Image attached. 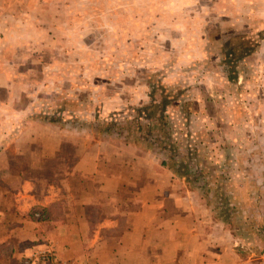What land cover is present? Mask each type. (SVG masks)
<instances>
[{"label": "rangeland", "instance_id": "obj_1", "mask_svg": "<svg viewBox=\"0 0 264 264\" xmlns=\"http://www.w3.org/2000/svg\"><path fill=\"white\" fill-rule=\"evenodd\" d=\"M153 100L209 183L217 168L228 192L243 170L263 180L264 0H0V147L31 123L124 122ZM254 209L238 218L245 253L264 249Z\"/></svg>", "mask_w": 264, "mask_h": 264}, {"label": "crops", "instance_id": "obj_2", "mask_svg": "<svg viewBox=\"0 0 264 264\" xmlns=\"http://www.w3.org/2000/svg\"><path fill=\"white\" fill-rule=\"evenodd\" d=\"M114 144L41 122L0 147V264H264L155 155Z\"/></svg>", "mask_w": 264, "mask_h": 264}, {"label": "trees", "instance_id": "obj_3", "mask_svg": "<svg viewBox=\"0 0 264 264\" xmlns=\"http://www.w3.org/2000/svg\"><path fill=\"white\" fill-rule=\"evenodd\" d=\"M164 109H159L158 104L153 100L148 106L135 108L134 115L124 122H93L89 123L90 125L88 124L89 127L87 128L80 124L75 127L76 122L73 119V124H63L60 128L83 133L100 141L118 142L127 146H134L158 155L161 166L169 170L178 179L183 180L192 194H204L200 199L208 207L215 221L224 224L237 238L240 236L242 239L243 234L240 230H242L241 227L244 224L238 218L243 216L242 220L245 219V215L242 214L243 211L241 210L244 206L251 202L255 206L254 210L264 222L262 212L264 184L258 185L259 181L263 182L264 179L259 180L255 175H247L246 171L243 170L245 188L236 194L235 191H227L229 177L224 169L217 168L220 179L209 183L205 178L207 174L204 171L206 169L201 167L202 163L199 156L198 163L194 164L192 162L193 158L197 160L196 157H193L196 154L195 151H191L193 148H188L186 144L181 146V141H175L172 138V128L174 126L170 123ZM49 123L54 124L55 122L51 121ZM156 130H160L159 135L156 134ZM184 149L183 152L179 151ZM54 169L55 165L52 167V170ZM261 175L264 178L263 171H261ZM51 179H53L52 176ZM244 192L246 193V199L242 196V194H245ZM204 198H206V201H204ZM257 236L261 241H264V225L260 229V235ZM258 247L256 245L253 249L257 253H264V249L259 250Z\"/></svg>", "mask_w": 264, "mask_h": 264}]
</instances>
